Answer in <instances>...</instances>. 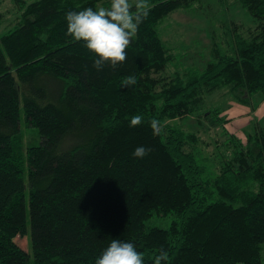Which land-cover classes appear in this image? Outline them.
I'll return each instance as SVG.
<instances>
[{
	"label": "trees",
	"instance_id": "16d2710c",
	"mask_svg": "<svg viewBox=\"0 0 264 264\" xmlns=\"http://www.w3.org/2000/svg\"><path fill=\"white\" fill-rule=\"evenodd\" d=\"M10 2L17 17L0 34V264H95L112 239L133 243L144 264L161 250V264H264V128L228 135L229 154L214 157L200 137L201 121L225 122L208 97L264 98V0L233 2L253 27L230 21L220 41L210 33L202 68L185 66L158 31L201 0H149L126 61L99 71L67 34L66 13L109 0ZM130 75L137 83L122 88ZM21 111L37 147L23 150ZM140 146L150 151L136 158ZM27 226L30 254L14 242Z\"/></svg>",
	"mask_w": 264,
	"mask_h": 264
},
{
	"label": "rangeland",
	"instance_id": "374dc122",
	"mask_svg": "<svg viewBox=\"0 0 264 264\" xmlns=\"http://www.w3.org/2000/svg\"><path fill=\"white\" fill-rule=\"evenodd\" d=\"M234 1L201 0L202 10L196 13L181 11L173 14L159 26V34L163 41L174 48L175 53L184 56L182 60L185 66L202 68L211 45L210 33L215 32V38L220 41L225 25L230 21H235L238 25L242 24L245 28L253 27L251 17L241 8L232 6ZM11 7L10 0H5L0 7V14L5 13L4 19L0 18V34L13 28L17 16L14 13L6 14ZM224 40H228L225 33ZM207 106L221 108L220 116L225 119V122L216 123L213 118L201 121L203 126H201L200 137L205 144L202 145L205 157H214L220 152L229 154L226 150L228 135L244 140L246 134L252 133L255 127L264 128V98L259 96L253 98L251 104H240L226 98L223 93H216L207 98ZM177 123L188 131H191V126L196 130V126L192 125L190 119L180 120ZM19 127L23 139V150L39 146L38 130L26 126L22 111ZM28 230L27 226L25 233L18 235L14 242L30 254ZM261 257L264 263V244Z\"/></svg>",
	"mask_w": 264,
	"mask_h": 264
},
{
	"label": "clouds",
	"instance_id": "9594fccd",
	"mask_svg": "<svg viewBox=\"0 0 264 264\" xmlns=\"http://www.w3.org/2000/svg\"><path fill=\"white\" fill-rule=\"evenodd\" d=\"M150 8L149 0H109L108 7L69 11L66 13L67 34L74 41H83L87 50L95 55L93 66L98 71L105 65L115 69L126 61V50L136 37ZM136 83V78L130 75L121 81V87L127 88ZM142 120V116L136 115L131 119L130 126L136 127ZM150 125L153 135L161 133L160 121L152 119ZM149 151L150 149L140 146L134 150L133 156L143 158ZM167 260L168 253L161 250L154 264ZM95 264H144V260L133 243L112 239Z\"/></svg>",
	"mask_w": 264,
	"mask_h": 264
}]
</instances>
